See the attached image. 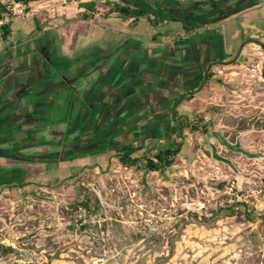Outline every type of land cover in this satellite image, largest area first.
<instances>
[{"label":"crops","instance_id":"crops-1","mask_svg":"<svg viewBox=\"0 0 264 264\" xmlns=\"http://www.w3.org/2000/svg\"><path fill=\"white\" fill-rule=\"evenodd\" d=\"M0 1L13 4L5 20L13 21L12 38L0 39L4 228L9 215L11 224L41 216L48 223L63 200L61 183L81 176L94 187L113 169L128 168L115 145L134 146L140 161L131 168L146 185H164L178 164L153 172L148 158L179 142L177 161H197L221 139L213 131L218 123L235 128L230 120L264 116V0H110L147 8L152 19L163 18L158 25L111 12L109 0H39L29 10ZM90 1L95 11L80 6ZM192 21L201 26L188 34ZM213 105L223 108L212 114ZM187 117L203 119L211 132L179 134ZM247 134L241 131V144Z\"/></svg>","mask_w":264,"mask_h":264},{"label":"rangeland","instance_id":"rangeland-1","mask_svg":"<svg viewBox=\"0 0 264 264\" xmlns=\"http://www.w3.org/2000/svg\"><path fill=\"white\" fill-rule=\"evenodd\" d=\"M222 108L213 105L212 114ZM250 114L240 124L230 120L235 128L213 127L221 139L197 161L180 158L164 185H146L131 167L113 169L94 187L59 184L63 200L48 223L14 216L11 224L9 215L7 228L0 224V264H264V116ZM233 182L244 202L232 204L224 193ZM85 202L86 224L77 220Z\"/></svg>","mask_w":264,"mask_h":264},{"label":"trees","instance_id":"trees-1","mask_svg":"<svg viewBox=\"0 0 264 264\" xmlns=\"http://www.w3.org/2000/svg\"><path fill=\"white\" fill-rule=\"evenodd\" d=\"M17 3H21L29 10V5L32 2H37L39 0H15ZM111 12L121 14L126 17H135L136 20H139L142 17L149 18L154 25H158V23L163 19L162 17L156 16L154 19L150 17L151 12L145 7H133L130 4H121V3H114L110 2ZM96 2L90 1L81 3L80 6L86 8L88 11H95L96 10ZM13 6L4 4L0 1V20H6L7 17L12 19L13 17ZM85 18H90V14L86 11L83 15ZM160 20V21H158ZM200 23L196 22H188L185 24L186 33H191L194 30L200 27ZM12 30H13V21L8 20L5 21L3 25L0 26V39L3 41H9L12 38ZM195 120H191L190 118L181 119L178 124L180 126V133L189 128L192 133H202V134H209L210 128L205 124L202 125L203 119H198L197 117ZM183 148V143H176V147L162 150L160 151L154 159L148 158L146 160V169L149 171H166L168 168L172 167L176 164L178 156ZM116 150V157L118 161L126 166V167H133L137 166L140 159L132 157L131 153L134 150L133 145H115ZM81 176H78L76 181H81ZM83 205L88 206V203L85 202Z\"/></svg>","mask_w":264,"mask_h":264},{"label":"built area","instance_id":"built-area-1","mask_svg":"<svg viewBox=\"0 0 264 264\" xmlns=\"http://www.w3.org/2000/svg\"><path fill=\"white\" fill-rule=\"evenodd\" d=\"M22 11L23 10H21V12ZM4 22H5V20H0V26L3 25ZM236 188H237L236 183L233 182V183H229L224 190V193L229 196V201L232 204H239L240 202H244V200H245V199H243L244 195L242 196L241 193L237 192ZM90 214H91L90 207L85 206V205L78 206V208H77V220H82L83 223L86 224L89 222L88 217Z\"/></svg>","mask_w":264,"mask_h":264},{"label":"water","instance_id":"water-1","mask_svg":"<svg viewBox=\"0 0 264 264\" xmlns=\"http://www.w3.org/2000/svg\"><path fill=\"white\" fill-rule=\"evenodd\" d=\"M220 159H222V158H220ZM222 160L223 161H226L227 163H229L231 166H233L235 168L234 164L230 160H227V159H222Z\"/></svg>","mask_w":264,"mask_h":264}]
</instances>
